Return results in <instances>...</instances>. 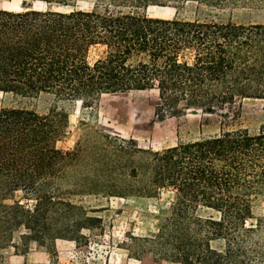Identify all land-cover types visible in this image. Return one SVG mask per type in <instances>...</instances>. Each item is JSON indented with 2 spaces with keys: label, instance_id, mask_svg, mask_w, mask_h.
Here are the masks:
<instances>
[{
  "label": "trees",
  "instance_id": "trees-1",
  "mask_svg": "<svg viewBox=\"0 0 264 264\" xmlns=\"http://www.w3.org/2000/svg\"><path fill=\"white\" fill-rule=\"evenodd\" d=\"M19 1L21 11L0 10V93H44L90 107L103 96L152 92L160 120L200 112L221 126L239 118L244 100L264 102V25L151 18L116 5L222 7L231 0H96L108 2L101 10L79 9L75 0ZM92 50L100 52L93 61ZM66 127L63 113L0 108V264L9 247L58 239L86 245L83 231L102 223L91 216L98 210L61 193L81 158L79 147H57ZM89 154V174L73 195L174 194L153 236H126L121 248L130 258L264 263V216L253 212V200L264 194V126L225 129L160 152L97 133ZM17 192L31 205L15 200Z\"/></svg>",
  "mask_w": 264,
  "mask_h": 264
},
{
  "label": "rangeland",
  "instance_id": "rangeland-1",
  "mask_svg": "<svg viewBox=\"0 0 264 264\" xmlns=\"http://www.w3.org/2000/svg\"><path fill=\"white\" fill-rule=\"evenodd\" d=\"M107 4L108 2L97 3L96 0H75V6L83 10H101ZM116 5H119L118 10L151 18L264 25V4L246 0H231L222 7L195 1L164 6H136L132 3ZM35 7L41 9L43 6L35 4ZM0 10L21 11L20 1L0 0ZM99 56V51L92 50L89 60L93 61ZM156 103L155 94L152 92L103 96L90 107H85L80 101L61 100L44 93L26 97L0 93V108H25L40 115L54 111L66 116L67 127L57 142V147L63 152L79 147L81 158L60 183L61 193L65 199L86 211L98 210V213L91 216L102 220L99 228L83 231L88 240L86 245L80 246L62 239L46 246L30 243L27 247H21L16 242L18 249L9 247L3 252L2 264H173L154 260L149 255L139 259L130 258L121 248L129 234L150 237L157 232L160 224L171 212L174 194L170 189L160 190L152 197L104 198L73 195L79 188L78 181L89 174V169L84 166L91 163L92 157L89 153L92 142L97 139V133L121 140H132L136 148L160 152L181 142L216 135L225 129L246 128L254 133L264 126V102L244 100L239 107V118L224 126L219 124L217 116H207L200 112L160 120L155 114ZM21 197V193L17 192L13 198L25 206L31 205V202H26ZM253 212L256 217L264 216V194L253 200ZM225 264L264 263L230 261Z\"/></svg>",
  "mask_w": 264,
  "mask_h": 264
}]
</instances>
